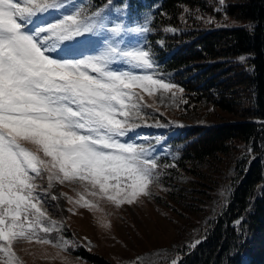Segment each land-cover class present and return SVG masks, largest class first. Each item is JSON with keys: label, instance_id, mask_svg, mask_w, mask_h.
Here are the masks:
<instances>
[{"label": "rangeland", "instance_id": "374dc122", "mask_svg": "<svg viewBox=\"0 0 264 264\" xmlns=\"http://www.w3.org/2000/svg\"><path fill=\"white\" fill-rule=\"evenodd\" d=\"M24 1L30 0H0V23L16 28L12 35L0 33V143L3 138L8 142L21 167L24 159L33 171L40 169L38 178L44 191L37 196L46 216L38 217L45 218L43 233L48 236H25L23 229L33 228V224L26 223L31 221L27 215L17 212L10 223L0 216V264H94L75 253L81 244L108 264H166L168 260L176 264L177 251L202 237L203 226L214 216L217 199L224 194L216 191L210 198V181L190 182L185 175H174L175 169H170L171 175L165 177L160 165L152 176L132 159L130 148L134 143L149 141L152 135L165 140L162 128L167 116L188 123L198 118L231 119L234 114L219 109L206 114L209 104L195 111L183 108L179 96L183 88L148 70L145 62L150 59L138 42L128 41L121 46L124 52L142 61L141 65L130 66L122 59H117V63L109 61L106 49H100L85 33L46 38L40 26L57 14L33 15L23 7L20 12V2ZM227 21L236 22L219 16L215 23ZM26 22L33 24L32 30H22L20 25ZM28 68L34 73L30 74ZM47 72L90 77L113 86L118 93L126 90V84H132L140 92L144 108L153 107L161 113L153 115L150 110L141 109L134 125L143 120L149 122L143 130L112 133L102 126L99 139L118 148L99 149L91 142L98 134H85L75 127L76 123L89 126L80 114L78 99L74 97L71 105L57 95L64 89L57 80L55 86H48L55 90L48 94L37 87L52 84ZM59 81L64 83L65 77ZM121 81L125 83L123 87ZM65 93V98H71ZM120 98L125 107L136 113L124 95ZM97 99L102 114L123 122L118 101ZM157 142L158 146L160 141ZM150 146V150L142 147L144 151L140 150L138 156L151 158ZM4 157L6 163L0 160V179L8 173L9 181L3 188L8 193L9 186L12 191L16 189L12 181L17 173L11 168L17 162L15 155ZM65 231L72 234L70 239Z\"/></svg>", "mask_w": 264, "mask_h": 264}, {"label": "trees", "instance_id": "16d2710c", "mask_svg": "<svg viewBox=\"0 0 264 264\" xmlns=\"http://www.w3.org/2000/svg\"><path fill=\"white\" fill-rule=\"evenodd\" d=\"M104 5L145 20L146 46L162 76L183 88V108L209 104L206 114L235 116L176 130L173 155L159 160L165 177L175 169L190 182L210 181V198L224 194L176 264H264V0H85L80 15ZM219 16L236 22L215 23ZM76 254L108 264L84 246Z\"/></svg>", "mask_w": 264, "mask_h": 264}]
</instances>
